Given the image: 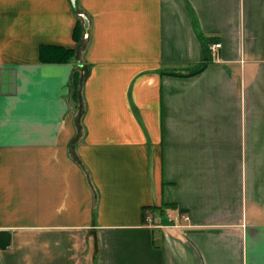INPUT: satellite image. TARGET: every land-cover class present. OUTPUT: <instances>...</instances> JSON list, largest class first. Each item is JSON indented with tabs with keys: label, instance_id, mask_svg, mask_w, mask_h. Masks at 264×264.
<instances>
[{
	"label": "crops",
	"instance_id": "0c3cea01",
	"mask_svg": "<svg viewBox=\"0 0 264 264\" xmlns=\"http://www.w3.org/2000/svg\"><path fill=\"white\" fill-rule=\"evenodd\" d=\"M0 264H264V0H0Z\"/></svg>",
	"mask_w": 264,
	"mask_h": 264
},
{
	"label": "trees",
	"instance_id": "16d2710c",
	"mask_svg": "<svg viewBox=\"0 0 264 264\" xmlns=\"http://www.w3.org/2000/svg\"><path fill=\"white\" fill-rule=\"evenodd\" d=\"M215 41H216V39H212V38H209L207 40L206 39L203 40V42H204L203 61H202L201 65L196 70H194L192 72V74H195V73L202 71L203 69H205V67L208 65V63L212 61L210 50H209V45ZM45 55L42 52L41 57L43 58ZM72 56H73V50H70V49H58L56 51V53L52 54V57H55L56 59H58L60 61H70V59H72ZM76 77H77V74H76L75 78ZM76 80H77V78H76ZM177 208L178 207L173 206V205L161 206L158 209L156 208V211H158V215H160V217H162L164 215V213L166 212V210L173 211Z\"/></svg>",
	"mask_w": 264,
	"mask_h": 264
},
{
	"label": "built area",
	"instance_id": "2783aa9c",
	"mask_svg": "<svg viewBox=\"0 0 264 264\" xmlns=\"http://www.w3.org/2000/svg\"><path fill=\"white\" fill-rule=\"evenodd\" d=\"M222 48V44L220 42H213L212 44L209 45V50H210V54L212 59H216L218 58L219 52ZM167 218L173 222L175 220H183V221H187L188 217L183 215L182 212L180 211H176L174 214H167ZM153 215L151 212L146 213L145 215V223L146 224H153Z\"/></svg>",
	"mask_w": 264,
	"mask_h": 264
}]
</instances>
